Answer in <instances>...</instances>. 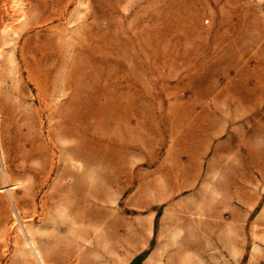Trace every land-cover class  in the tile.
Instances as JSON below:
<instances>
[{"label":"rangeland","instance_id":"obj_1","mask_svg":"<svg viewBox=\"0 0 264 264\" xmlns=\"http://www.w3.org/2000/svg\"><path fill=\"white\" fill-rule=\"evenodd\" d=\"M247 85L264 0H0V264H109L178 103Z\"/></svg>","mask_w":264,"mask_h":264},{"label":"crops","instance_id":"obj_2","mask_svg":"<svg viewBox=\"0 0 264 264\" xmlns=\"http://www.w3.org/2000/svg\"><path fill=\"white\" fill-rule=\"evenodd\" d=\"M178 104L185 113L165 136L152 187L132 189L135 205L151 210L145 234L132 226L105 249L100 240L99 255L109 264H264V92L209 88Z\"/></svg>","mask_w":264,"mask_h":264},{"label":"bare ground","instance_id":"obj_3","mask_svg":"<svg viewBox=\"0 0 264 264\" xmlns=\"http://www.w3.org/2000/svg\"><path fill=\"white\" fill-rule=\"evenodd\" d=\"M45 110V109H44ZM50 110V109H49ZM40 111V110H39ZM42 111V110H41ZM43 114V113H42ZM40 116V115H39ZM47 116V115H46ZM41 117V116H40ZM45 123V122H44ZM11 124V123H10ZM41 124V123H40ZM44 126H45V124H44ZM41 131V130H40ZM42 132V131H41ZM45 134V133H44ZM27 137V136H26ZM47 138V137H46ZM50 138V137H49ZM27 141V140H26ZM49 143V142H48ZM25 144V143H24ZM37 255V254H36ZM37 257H38V255H37ZM38 260L40 261V259L38 258Z\"/></svg>","mask_w":264,"mask_h":264}]
</instances>
